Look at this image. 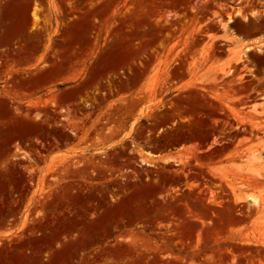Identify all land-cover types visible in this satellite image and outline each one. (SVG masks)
<instances>
[{
  "label": "rangeland",
  "instance_id": "obj_1",
  "mask_svg": "<svg viewBox=\"0 0 264 264\" xmlns=\"http://www.w3.org/2000/svg\"><path fill=\"white\" fill-rule=\"evenodd\" d=\"M137 1L88 30L75 4L12 3L0 264H264V214L240 204L264 196V119L237 107L264 114V77L211 34L235 0ZM235 25L256 33L264 11Z\"/></svg>",
  "mask_w": 264,
  "mask_h": 264
},
{
  "label": "crops",
  "instance_id": "obj_2",
  "mask_svg": "<svg viewBox=\"0 0 264 264\" xmlns=\"http://www.w3.org/2000/svg\"><path fill=\"white\" fill-rule=\"evenodd\" d=\"M16 0H0V53L1 49L4 46L3 43L14 42L16 40L15 34V23H14V13L11 9L12 3ZM19 1H29V0H19ZM41 3L49 4L50 6L57 7L60 11L66 9L67 6L75 4L76 8L82 10L80 14H78V22H81L82 25H85L87 30L88 27H94L95 18L100 17L105 19L106 16L110 15V10L113 6L121 9L120 5L125 8L128 5V0H40ZM235 5L232 7L235 8L232 18H223L224 23L228 24L230 28L225 30L223 26V20L220 17L214 18L216 25L219 27V30L212 31V38L217 43H224L226 45L224 52L220 55L222 62L226 65L238 66L243 70V75L248 80H252L256 77H264V67H259L256 65L247 66L246 68L243 66L246 63L245 55L248 54V58L252 61L253 55L262 54L264 51V29L259 30L258 32H248L238 28L236 22L241 21L243 19L252 18L255 16L256 11L263 10L264 11V0H235ZM132 3V2H130ZM134 5H140V2L137 0H133ZM61 14V13H60ZM64 14V13H63ZM102 16V17H101ZM26 27L20 28V33L18 35H28L29 32H25ZM21 38V37H20ZM75 40H79L76 38ZM230 48L231 50H229ZM248 59V60H249ZM254 62V61H253ZM36 64L32 63H18L15 66L14 70L18 72L27 71L32 67H35ZM1 85V84H0ZM0 92L9 94L3 87H0ZM260 102L254 101L246 105L245 108L237 107L240 111L244 112L248 116L253 117H262L264 119V114H254L253 108H258ZM170 152H161L156 154L157 158H164L166 155L173 153ZM257 168H253L250 171L249 177H255V171ZM257 197V202L252 201V203L242 200L240 204H244L246 206L250 205L252 207L253 213H263L264 214V196H260L258 194H254ZM234 202H237L233 199ZM10 232L8 230H0V237L8 236Z\"/></svg>",
  "mask_w": 264,
  "mask_h": 264
},
{
  "label": "bare ground",
  "instance_id": "obj_3",
  "mask_svg": "<svg viewBox=\"0 0 264 264\" xmlns=\"http://www.w3.org/2000/svg\"><path fill=\"white\" fill-rule=\"evenodd\" d=\"M248 200L257 202L258 199H257V197L250 195Z\"/></svg>",
  "mask_w": 264,
  "mask_h": 264
}]
</instances>
